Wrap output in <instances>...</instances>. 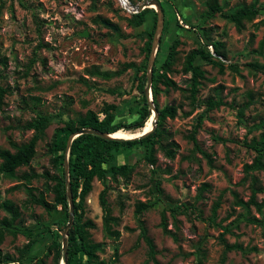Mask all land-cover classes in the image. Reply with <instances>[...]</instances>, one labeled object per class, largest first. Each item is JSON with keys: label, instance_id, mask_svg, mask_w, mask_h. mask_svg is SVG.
Returning a JSON list of instances; mask_svg holds the SVG:
<instances>
[{"label": "rangeland", "instance_id": "obj_1", "mask_svg": "<svg viewBox=\"0 0 264 264\" xmlns=\"http://www.w3.org/2000/svg\"><path fill=\"white\" fill-rule=\"evenodd\" d=\"M21 1L30 6L26 8ZM130 1L138 4L142 0ZM206 1L160 0L166 12L163 9L155 61L161 65L175 41L179 51L168 72L178 88L162 85L159 96L161 106L179 105L177 116L166 122L169 140L177 144L175 157L167 156L158 145L156 163L147 160L143 145L121 149L118 161L135 166L130 179L95 178L86 197L83 219L94 222L95 226L89 229L90 238L102 244L99 256L108 263L114 262L118 247L119 258L114 264H199L201 257L203 264H264V227L244 219V208L233 203L234 191L244 200L252 192L251 177L244 166L252 162L256 152L244 141L264 130L253 129L264 117V9L238 30L233 21L219 13L206 17ZM253 1L220 3L225 10H231ZM256 1L264 4V0ZM0 4V59L6 61L0 62V84L8 89L0 104V148L15 150V144L29 142L35 130L24 125L39 113L54 116L37 143L30 165L19 168L15 177L0 174V203L12 201L22 213L15 221V232L5 234L0 249L17 259L11 264H31L49 251L51 237L45 227L52 226L62 235L69 219L66 220L61 204L48 213L32 201L26 186L54 202L55 194L49 188L55 183L54 176L62 173V166L54 164L49 144L64 119L75 118L88 109L97 111L102 118L109 104L116 106L111 110L116 122L130 123L138 117L137 111L143 105L139 77L145 73L146 64L147 75L150 70L146 31L153 29L154 13L143 25L135 27L128 22L131 12L119 0H0ZM150 8L158 14L156 4ZM210 27L213 30L207 36L203 28ZM83 31L88 35H82ZM211 40L226 41L225 69L220 72L218 67L199 61L206 78L194 104L187 90L191 73L182 70L183 61L190 49ZM209 48L213 50L212 45ZM126 63L134 65L123 69ZM96 68L119 72L103 78L92 73ZM217 87L224 102L206 111L205 101L216 93ZM193 132L199 148L191 139ZM69 157L70 152L65 159ZM24 171L35 175L27 180L23 178ZM254 173L264 186V172ZM203 183L209 184L207 190L201 189ZM105 187L112 214L119 217V223L113 225L120 231L118 238L107 235L104 229L100 193ZM257 198L264 199V190ZM217 200L220 205L214 214ZM139 201L151 204L142 214L136 212ZM250 213L261 217L264 208L262 213L251 205ZM6 214L0 209V217ZM164 215L168 232L162 225ZM141 220L154 241L158 262L149 257ZM30 241L34 245L29 257L19 260V249ZM225 241L239 243L242 249L226 250ZM52 257L46 258L45 264H51ZM79 261L75 264H86L85 258ZM62 262L64 258L59 264Z\"/></svg>", "mask_w": 264, "mask_h": 264}, {"label": "trees", "instance_id": "obj_2", "mask_svg": "<svg viewBox=\"0 0 264 264\" xmlns=\"http://www.w3.org/2000/svg\"><path fill=\"white\" fill-rule=\"evenodd\" d=\"M22 5L26 8L30 5L21 1ZM207 10L204 12L206 17H214L216 13H219L222 17L230 19L233 21L238 28L241 30L246 27V21H252L260 13L261 9H264V4L259 5L258 1H253L250 4L242 3L237 5L234 9L225 10L224 5L220 3V0H207L206 1ZM2 4H0V9ZM164 9V6H163ZM165 11V9H164ZM166 12V11H165ZM153 15V29L151 31H146L149 37L146 48L151 51L152 44L154 40L155 30L157 26L158 15L155 14L153 9L147 7L140 12L131 13L128 18V22L132 26L143 25L151 15ZM100 20H106L110 22L109 19H104L99 17ZM205 35L209 36L213 28H203ZM212 45L213 50L209 48ZM41 46V44L39 45ZM178 41L173 42L169 46L167 55L161 65H158V61H155L152 69V84L151 92L153 96V102L155 108L158 110V120L157 125L154 130L146 134L141 138L134 139H123V138H105L101 137L95 133H83L77 136L70 147V183L73 193V198L75 202V221L70 228L68 237V261L67 264H75V261L85 258L86 264H114L119 258L118 247L115 250L114 262L108 263L106 259H101L99 252L102 249V244L95 242L90 238L89 229L94 227L95 224L91 219L84 220V205L86 197L93 189V181L95 178L105 181L108 176L113 178H118V176L125 177L129 180L132 172L134 171V165L129 163H120L118 161L119 152L121 149L131 150L138 145H143L145 147V157L152 163H156L155 151L156 145L163 149L167 156L174 158L176 155L177 144L173 140H169V131L166 128V122L168 118H175L178 114L179 105L172 103L161 106L159 103V96L162 92V85L168 88H178L177 82L168 75V72L172 70L175 60L179 51L177 50ZM228 51L226 41L223 40H211L208 43L200 44L197 47L190 49L185 55L182 70L185 73H191V82L187 90L190 92L189 98L192 103L197 101V93L199 87L202 84V80L206 78V70L202 67L201 62L210 63L215 67L219 68L220 72H224L225 63L223 59H227ZM201 61V62H199ZM0 62L6 63L5 58H1ZM134 63H126L124 68L133 66ZM233 66V65H232ZM236 67V66H235ZM145 73L139 77L140 83L139 88L142 92V103L138 109V117L130 123L116 122L115 113L111 110L116 108L114 104L107 105L108 108L105 110V116L100 117L99 113L93 109H88L85 113H81L75 118H68L63 120V125L55 129L51 143L49 144L50 150L54 154L53 162L56 166H62V173L60 175L54 176L55 183L49 188L55 194L54 202L46 199L43 193L39 195L34 193L33 188L26 186L29 192L31 200L35 203L40 204L48 213L53 212L56 209V205L61 204L66 215V220L69 219V198L68 190L64 175V159L65 152L67 149V144L69 137L72 133L82 128H93L98 131L106 133H114L120 129L135 130L143 127L146 121L151 116V107L149 102V97L146 94V85L148 82V75L146 74L147 64L144 66ZM116 71L114 73H117ZM93 74L99 75L103 78H110L114 73L109 71H102L100 69H94ZM7 88L0 84V104L4 102V95L7 92ZM216 93L207 97L205 103L207 109L211 110L213 108L219 107L223 104V100L220 97L219 88H215ZM248 106V103L245 105ZM206 111L200 114L199 125L201 124L202 117L205 115ZM239 115L244 116V107L239 109ZM54 116L50 114L39 113L37 116L28 120L24 127L34 129L35 133L29 142L22 145H14L15 150L9 148H0V174H5L11 177H15L19 168L23 166H28L34 159L37 153V143L42 135L45 133L46 128L50 125ZM253 129H264V117H261L259 123L253 125ZM191 139L197 146V139L195 137V132L191 134ZM245 145L256 152L252 162L246 163L244 166L247 176L251 177V195L248 200H244L238 192L234 191V205L241 206L246 212L242 213V217L249 222L262 225L264 227V214L261 217L251 215L250 207L251 205L263 213L264 199L258 200V193L264 190V186L257 174L254 172H264V130L260 132L258 136L253 137L250 141L245 140ZM199 148V146H197ZM208 155L206 152H204ZM35 174L29 173L27 171L23 172V178L30 180ZM158 186L160 189V181ZM209 188L208 183H203L201 186L202 190H207ZM108 188L105 187L100 193V204L104 213V229L107 235L111 237L118 238L120 236V231L113 229L114 224L119 223V217L112 214V209L107 198ZM220 201L217 200L213 205V213L215 214ZM151 204L147 202L139 201L137 204L136 212L137 214H142L143 211L149 208ZM176 207H172L171 210H175ZM0 209H4L7 214L0 217V243L3 241L4 236L7 232H15L13 230L15 221L21 216V210L18 205L12 201L6 200L0 203ZM59 225V221L53 222ZM162 225L164 230L168 232L167 222L165 215L163 216ZM141 234L146 240L149 247V257L158 262L156 259V246L153 239L149 236L147 227L141 220ZM46 232L50 235L49 251L41 257H37V261L31 264H45V259L49 256L52 257L51 264H59L60 259L65 257V253L62 250V235L54 230L52 226H47ZM229 230L228 227H225ZM34 245V241H30L24 247L19 249L20 256L19 260H25L24 258L29 257V254ZM226 250L232 249H242L239 243H229L225 241ZM17 259L14 255L3 252L0 249V264H11L16 262ZM15 264V263H14ZM199 264H203V257L199 259Z\"/></svg>", "mask_w": 264, "mask_h": 264}, {"label": "water", "instance_id": "obj_3", "mask_svg": "<svg viewBox=\"0 0 264 264\" xmlns=\"http://www.w3.org/2000/svg\"><path fill=\"white\" fill-rule=\"evenodd\" d=\"M156 4L158 7V20H157V26H156V30H155V35H154V40H153V44H152V49H151V56H150V63H149V74H148V82H147V86H146V94L149 97V94H152L151 92V84H152V69H153V65L155 64V57H156V53L158 50V44H157V39H158V34L159 32H161L162 26H163V20H164V11L162 8V4L160 2V0H142L140 3L138 4H134L131 2V7L136 11V12H140L141 10L150 7V5ZM135 12V13H136ZM114 28L116 29V26H114ZM82 35L87 36L88 33L87 31H83ZM148 72V71H147ZM150 102V107L152 109V112L154 114V121H153V127L151 129L154 130L156 125H157V120H158V110L155 108V104L153 102V96H151V99H149ZM151 131L147 132V133H143L137 136H133V137H119V136H113L112 133H106V132H102V131H98L96 129L93 128H82L80 130L75 131L74 133H72L69 137L68 140V144H67V149H66V155L69 154L70 152V147L71 144L73 142V140L79 136L80 134L83 133H95L101 137H105V138H123V139H134V138H141L143 136H145L146 134L150 133ZM64 167H65V181H66V185H67V190H68V204H69V220L64 228V230L62 231V239H63V249H64V253H65V257H64V263L63 264H67L68 261V237H69V232H70V228L72 227V225L74 224L75 221V202H74V198H73V193H72V189H71V183H70V170H69V160L68 158L65 159V163H64Z\"/></svg>", "mask_w": 264, "mask_h": 264}, {"label": "bare ground", "instance_id": "obj_4", "mask_svg": "<svg viewBox=\"0 0 264 264\" xmlns=\"http://www.w3.org/2000/svg\"><path fill=\"white\" fill-rule=\"evenodd\" d=\"M153 7V5H151ZM153 121H154V114L152 113V115L150 116V118L146 121V124L136 130H124V129H120L113 134V136H119V137H133V136H137L143 133H147L149 131H151L152 127H153ZM63 264V262H62Z\"/></svg>", "mask_w": 264, "mask_h": 264}, {"label": "built area", "instance_id": "obj_5", "mask_svg": "<svg viewBox=\"0 0 264 264\" xmlns=\"http://www.w3.org/2000/svg\"><path fill=\"white\" fill-rule=\"evenodd\" d=\"M121 6L124 9H127L131 13H135L136 11L131 7V1L130 0H119Z\"/></svg>", "mask_w": 264, "mask_h": 264}]
</instances>
